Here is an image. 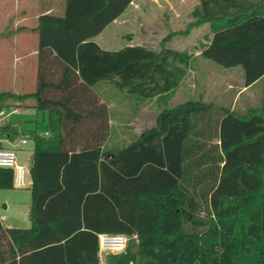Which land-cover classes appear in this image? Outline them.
<instances>
[{
    "label": "trees",
    "instance_id": "trees-1",
    "mask_svg": "<svg viewBox=\"0 0 264 264\" xmlns=\"http://www.w3.org/2000/svg\"><path fill=\"white\" fill-rule=\"evenodd\" d=\"M130 1L64 0L60 17L41 15L35 89L0 91V112L31 99L48 123L47 134L28 133L30 226L0 219V264H101V233L137 240L105 264H264V0H198L185 29L209 22L200 55L239 66L245 87L262 79L260 108L188 100L105 149L109 108L96 85L151 99L174 90L189 65L165 46L178 32L158 50L98 45L93 37ZM17 135L0 125V137ZM12 187V170L0 167V189Z\"/></svg>",
    "mask_w": 264,
    "mask_h": 264
},
{
    "label": "rangeland",
    "instance_id": "rangeland-1",
    "mask_svg": "<svg viewBox=\"0 0 264 264\" xmlns=\"http://www.w3.org/2000/svg\"><path fill=\"white\" fill-rule=\"evenodd\" d=\"M19 1L20 4L15 9L13 0H7V4L0 7V16L9 13L11 20L16 17L18 13H21V0ZM185 1L187 5L193 2V0ZM181 6L180 0H168V4L164 0H131L122 11L124 12L123 19L110 25L109 23L114 18L109 20L108 24L95 35L96 40L111 49L129 43H138L158 50L159 42L165 35H168L170 31L183 28L184 22L188 23L193 19L181 10ZM113 8L116 9V6ZM56 10L62 12V6H57ZM2 22L3 20L0 23ZM0 35V91L14 88L21 91L25 78L28 79L24 83V90H34L35 83H29V77L30 79L34 77L36 80L37 63L36 68L33 63L37 59V54L28 57L27 66L22 69L21 46L18 41L12 45L11 41L13 37V40H19L21 34L17 31L6 32V29L0 25ZM28 35L30 39L28 49H38L41 41L40 31L37 30ZM207 40L208 37L199 35H169L165 46L185 52L189 56V65L180 84L165 95L141 99L134 95H127L123 90L114 88L108 82L100 83L98 90L109 105L111 118L110 136L105 149L126 145L143 130L155 124L156 116L162 108L173 107L188 100L211 103L240 114H244L248 109L262 106V79L245 87L243 71L239 66L223 67L201 56L200 51L207 44ZM11 110V107H7L3 114ZM23 113L20 105L17 113L10 114L11 120L17 122L20 131L21 128L26 133L27 130H34L36 127L38 129L48 128L45 112L34 109L30 111V115H22ZM31 146L32 140L29 138L28 148ZM23 168L24 187H17L16 190L0 189V200L6 198L10 203V208L4 211L9 221L4 223L7 225L13 222L16 228L30 226L27 217L28 198L30 197V189L27 185V166L24 165ZM126 237V248L129 245H136L135 236ZM112 255L116 254L103 253L101 264H105L107 256Z\"/></svg>",
    "mask_w": 264,
    "mask_h": 264
},
{
    "label": "crops",
    "instance_id": "crops-1",
    "mask_svg": "<svg viewBox=\"0 0 264 264\" xmlns=\"http://www.w3.org/2000/svg\"><path fill=\"white\" fill-rule=\"evenodd\" d=\"M181 1V10L183 12H185V14H188L192 17V13L193 11L198 7L199 1L198 0H193L192 4L187 5L185 0H180ZM7 0H0V7H3L6 3ZM13 4L15 9L18 8L20 1L19 0H13ZM63 2L64 0H21V13H18L16 17H13V19H10V14L6 13V14H1L2 16H0V22L3 20L2 23H0V25H2V27L4 29H6V32L8 31H17V33L21 34V37L19 38V40L17 39L16 41L13 40L14 37L11 39L12 41V45H14L17 41L18 44L21 46V68L25 69L27 66V59L28 57H30L32 54L36 55L37 54V48H30L28 49V43L30 42V39L28 38V34L36 32L38 30V26H39V17L41 15H50V16H57L60 17L62 15V12L57 11L56 7L58 6H62L63 9ZM164 2L166 4H168V0H164ZM255 1H253L254 3ZM259 2V1H258ZM132 3V2H131ZM249 5H252L250 3H252V1L250 2L248 0ZM123 15L124 12L120 13L116 18L113 19V21L110 24L113 23H117L119 20L123 19ZM8 16V17H7ZM186 24L187 22H184V27L181 29H178L177 31L174 30L172 32H178L179 35H199L201 37H208L207 43L209 42V39L212 35V31L210 28V24L209 22H202L201 24L197 25V26H193L191 27L188 31H186ZM171 32V31H170ZM149 36V35H148ZM1 37V35H0ZM93 39L98 43V45L106 50H116L119 48H106L104 45H102L99 41L96 40V36L93 37ZM9 43V40H8ZM130 44H138V43H129V44H125V45H130ZM143 45V44H141ZM36 63H37V59H35L33 66L35 64V68H36ZM28 79V78H27ZM26 78L23 79V84L21 86V91L17 90V89H10V90H3V91H12L15 92L17 94H22V93H29L32 92V90H24V83L27 80ZM29 83H35L34 77L30 79L29 77ZM99 82L96 85V89L98 90V86L100 85ZM34 85V84H33ZM99 94L101 95V93L99 92ZM102 100L107 104V107L109 108L108 103L106 102V100L103 98V96L101 95ZM33 104V100L31 99H27L24 102H21V104L18 105H14V106H10L12 108V110L7 113V114H3L4 109L0 112V125L2 124H12L17 132L18 135L14 138V140H9L8 138L5 137H0V143L2 145L3 148H10L13 149L16 152V160L17 163L21 166L24 167V165L27 166V185H29V189H30V185H31V176L29 173V168L32 162V154H33V142H32V146L31 148H28V133L30 131H33L32 129L27 130L28 132H24L21 128V131L19 129V126L17 124L16 121L11 120L10 118V114L12 113H17L19 111V107L21 105V109L24 111V113L22 115H30V111L34 110V108L32 107ZM14 109H16V111H14ZM109 122H110V126H111V118H110V110H109ZM37 132L41 133V134H47L48 133V128H42V129H38L37 127L34 129ZM22 140H25V142H22ZM15 188H17L14 184L13 187L11 189L16 190ZM28 210H29V202H30V197L28 198ZM4 202V203H3ZM0 203H3L2 205H0V219L2 221V224L5 227H14L13 225H15L13 222H9V224H5L4 222L9 221V217L7 214H5L4 211L8 210L10 208V203L6 198H3L0 200ZM28 210H27V217L29 220V216H28ZM11 221V220H10ZM30 222V220H29Z\"/></svg>",
    "mask_w": 264,
    "mask_h": 264
},
{
    "label": "built area",
    "instance_id": "built-area-1",
    "mask_svg": "<svg viewBox=\"0 0 264 264\" xmlns=\"http://www.w3.org/2000/svg\"><path fill=\"white\" fill-rule=\"evenodd\" d=\"M16 111V109H14ZM25 142V140H22ZM0 167L10 168L13 172V184L16 187L25 186L24 168L16 160V154L13 149L0 148ZM98 237V254L100 261L103 253L118 254L125 250L127 237L120 233H101Z\"/></svg>",
    "mask_w": 264,
    "mask_h": 264
}]
</instances>
